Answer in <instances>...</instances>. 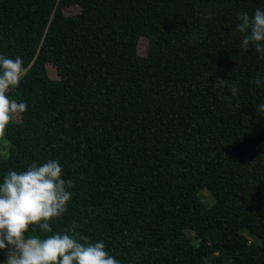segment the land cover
I'll return each instance as SVG.
<instances>
[{
	"label": "trees",
	"instance_id": "16d2710c",
	"mask_svg": "<svg viewBox=\"0 0 264 264\" xmlns=\"http://www.w3.org/2000/svg\"><path fill=\"white\" fill-rule=\"evenodd\" d=\"M257 8L264 0H0V54L26 68L6 95L27 105L4 127L0 179L57 160L73 186L53 231L75 222L120 264H264V85L252 83L264 60L234 31Z\"/></svg>",
	"mask_w": 264,
	"mask_h": 264
},
{
	"label": "clouds",
	"instance_id": "9594fccd",
	"mask_svg": "<svg viewBox=\"0 0 264 264\" xmlns=\"http://www.w3.org/2000/svg\"><path fill=\"white\" fill-rule=\"evenodd\" d=\"M236 19L234 31L239 34L240 49L252 50L258 59L264 60V9H254L251 15L241 12ZM25 71L21 57L12 59L0 54V130L14 114L26 111L23 101L10 100L6 95L17 87ZM220 81L221 86L227 85L230 95H236L234 81ZM252 83L257 87L264 85V76H257ZM212 86H216L215 82ZM256 107L264 113V103ZM72 186V180L62 178L60 163L52 159L39 165L33 162L24 170L3 175L0 250L7 251L0 264H120L105 250L103 241L89 242L87 236L76 232L75 222L64 231H53L49 221L66 212Z\"/></svg>",
	"mask_w": 264,
	"mask_h": 264
},
{
	"label": "rangeland",
	"instance_id": "374dc122",
	"mask_svg": "<svg viewBox=\"0 0 264 264\" xmlns=\"http://www.w3.org/2000/svg\"><path fill=\"white\" fill-rule=\"evenodd\" d=\"M80 10H81V8L79 5H73V6L65 8L64 14L65 15H74V14L79 13ZM148 48H149V38L146 36H142L139 39V43H138L139 54L142 56H145L148 52ZM47 71H48V74L51 78H53V79L58 78V71H57V68L55 65L47 63ZM13 116L16 120H19V118H20L18 113L14 114ZM9 146H10V144L4 136V128H3L2 130H0V155L6 157V155L9 152ZM201 196H202V199L204 200V202L208 206H211L215 202V198L207 189H203L201 191ZM188 233H189V235L194 236V233L192 231H189ZM241 233L247 237V239L249 240L250 243L256 242V238L253 235H251L249 232L242 230ZM6 251H7V249L0 250V260H3L5 258Z\"/></svg>",
	"mask_w": 264,
	"mask_h": 264
}]
</instances>
